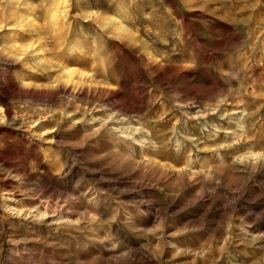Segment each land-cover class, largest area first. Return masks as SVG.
I'll list each match as a JSON object with an SVG mask.
<instances>
[{
	"label": "rangeland",
	"instance_id": "obj_1",
	"mask_svg": "<svg viewBox=\"0 0 264 264\" xmlns=\"http://www.w3.org/2000/svg\"><path fill=\"white\" fill-rule=\"evenodd\" d=\"M0 264H264V0H0Z\"/></svg>",
	"mask_w": 264,
	"mask_h": 264
},
{
	"label": "bare ground",
	"instance_id": "obj_2",
	"mask_svg": "<svg viewBox=\"0 0 264 264\" xmlns=\"http://www.w3.org/2000/svg\"><path fill=\"white\" fill-rule=\"evenodd\" d=\"M197 177V176H196ZM10 212V211H9Z\"/></svg>",
	"mask_w": 264,
	"mask_h": 264
}]
</instances>
